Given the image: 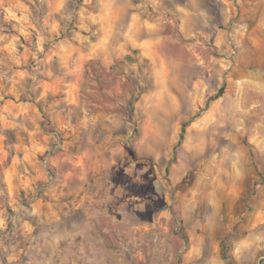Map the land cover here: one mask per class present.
<instances>
[{
  "label": "rangeland",
  "instance_id": "obj_1",
  "mask_svg": "<svg viewBox=\"0 0 264 264\" xmlns=\"http://www.w3.org/2000/svg\"><path fill=\"white\" fill-rule=\"evenodd\" d=\"M0 264H264V0H0Z\"/></svg>",
  "mask_w": 264,
  "mask_h": 264
},
{
  "label": "trees",
  "instance_id": "obj_2",
  "mask_svg": "<svg viewBox=\"0 0 264 264\" xmlns=\"http://www.w3.org/2000/svg\"><path fill=\"white\" fill-rule=\"evenodd\" d=\"M221 93H222V90H219V91L217 92V94H215L214 96H212V97L209 99V102H210V101H213V100H216V99L220 96ZM206 106H208V103L206 104ZM190 121H191V120H189V121H187V122H184V123L182 124V126H181V131H180V136H179V140H180V141L184 138L185 129H186V127H187V125H188V123H189ZM180 141H179V142H180ZM225 259H226V257H225Z\"/></svg>",
  "mask_w": 264,
  "mask_h": 264
},
{
  "label": "crops",
  "instance_id": "obj_3",
  "mask_svg": "<svg viewBox=\"0 0 264 264\" xmlns=\"http://www.w3.org/2000/svg\"><path fill=\"white\" fill-rule=\"evenodd\" d=\"M81 237H83V236H81ZM94 249H95V246L93 247V251H94ZM85 252H87V249H83V250H82V253H83V254H84ZM87 253L91 254V253H92V248H89V252H87Z\"/></svg>",
  "mask_w": 264,
  "mask_h": 264
}]
</instances>
